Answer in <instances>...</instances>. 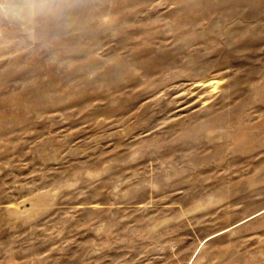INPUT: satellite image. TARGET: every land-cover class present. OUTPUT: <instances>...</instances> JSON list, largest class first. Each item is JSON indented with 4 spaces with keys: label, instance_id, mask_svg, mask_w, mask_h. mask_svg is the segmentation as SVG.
Returning a JSON list of instances; mask_svg holds the SVG:
<instances>
[{
    "label": "rangeland",
    "instance_id": "rangeland-1",
    "mask_svg": "<svg viewBox=\"0 0 264 264\" xmlns=\"http://www.w3.org/2000/svg\"><path fill=\"white\" fill-rule=\"evenodd\" d=\"M0 264H264V0H0Z\"/></svg>",
    "mask_w": 264,
    "mask_h": 264
}]
</instances>
